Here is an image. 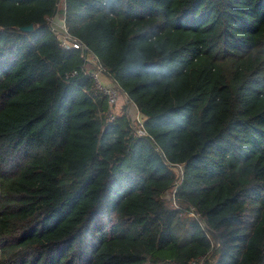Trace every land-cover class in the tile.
I'll return each mask as SVG.
<instances>
[{
	"label": "trees",
	"instance_id": "16d2710c",
	"mask_svg": "<svg viewBox=\"0 0 264 264\" xmlns=\"http://www.w3.org/2000/svg\"><path fill=\"white\" fill-rule=\"evenodd\" d=\"M202 262L264 264V0H0V264Z\"/></svg>",
	"mask_w": 264,
	"mask_h": 264
},
{
	"label": "built area",
	"instance_id": "2783aa9c",
	"mask_svg": "<svg viewBox=\"0 0 264 264\" xmlns=\"http://www.w3.org/2000/svg\"><path fill=\"white\" fill-rule=\"evenodd\" d=\"M57 16V15H56ZM56 17L52 18L50 21V26L53 28L54 25L52 22H54V19ZM60 31H57V34L59 36V40L61 43V46L64 49L70 50L75 49L79 50L81 52V57L86 63V66L93 67V71H91V78L94 82V89H96L100 94H102L103 97L106 98L107 104L110 110V117H109V123H112L116 121L119 117H121V111L116 109V106L119 105V103L124 102L126 105V114L131 121L132 129L134 136L137 138H145L148 137V133L145 129V122L147 121V118L144 117L141 112L139 111L138 107L132 103V101L129 99L128 95L121 90V88L106 74V71L100 61V59L95 56L91 50L81 41L74 38L72 35L69 34L68 29L65 25L64 20H60ZM101 73H105L108 77V83H103L100 79ZM76 72H74L73 75H75ZM124 110V109H123ZM181 173L183 172V166H178L177 168ZM176 169V170H177ZM191 214V215H190ZM195 213H189V217L191 216H198ZM194 218V217H191Z\"/></svg>",
	"mask_w": 264,
	"mask_h": 264
},
{
	"label": "clouds",
	"instance_id": "9594fccd",
	"mask_svg": "<svg viewBox=\"0 0 264 264\" xmlns=\"http://www.w3.org/2000/svg\"><path fill=\"white\" fill-rule=\"evenodd\" d=\"M145 45L137 46L128 56L127 61L129 67L132 68H142L145 64V55H144Z\"/></svg>",
	"mask_w": 264,
	"mask_h": 264
},
{
	"label": "rangeland",
	"instance_id": "374dc122",
	"mask_svg": "<svg viewBox=\"0 0 264 264\" xmlns=\"http://www.w3.org/2000/svg\"><path fill=\"white\" fill-rule=\"evenodd\" d=\"M56 18L54 19V22H52L53 23V25H54V27L58 30V31H60V27H59V25L61 24L60 23V20H61V18H60V16H59V14L57 15V16H55ZM50 23H51V21H50ZM92 70L94 69L93 67L91 68ZM100 79H101V81L103 82V83H108V77H107V75L105 74V73H101V76H100ZM126 105L127 104H124V102H123V100H122V102L121 103H119V105L118 106H116V109L117 110H119V111H121L122 113L123 112H126ZM124 109V110H123ZM121 113V114H122ZM168 198H170V203H171V205L173 206H175V207H178V203L175 201V200H173V196H171V195H169L168 196ZM173 206V207H174ZM191 215V214H190ZM195 215V214H194ZM191 217H196V216H191ZM201 264H205V263H201Z\"/></svg>",
	"mask_w": 264,
	"mask_h": 264
},
{
	"label": "water",
	"instance_id": "95a60500",
	"mask_svg": "<svg viewBox=\"0 0 264 264\" xmlns=\"http://www.w3.org/2000/svg\"><path fill=\"white\" fill-rule=\"evenodd\" d=\"M57 13H58V7L55 11L54 17L57 15ZM20 30L23 32H32L34 30V25H30L28 27L21 28Z\"/></svg>",
	"mask_w": 264,
	"mask_h": 264
}]
</instances>
